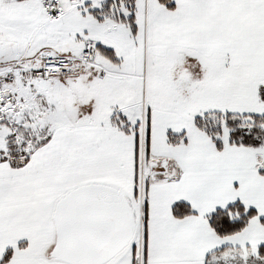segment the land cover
Returning <instances> with one entry per match:
<instances>
[{
	"label": "snow or ice",
	"instance_id": "6c2138e0",
	"mask_svg": "<svg viewBox=\"0 0 264 264\" xmlns=\"http://www.w3.org/2000/svg\"><path fill=\"white\" fill-rule=\"evenodd\" d=\"M0 264H264V0H0Z\"/></svg>",
	"mask_w": 264,
	"mask_h": 264
}]
</instances>
